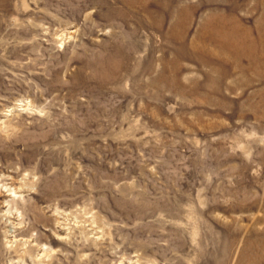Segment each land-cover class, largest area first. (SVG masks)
I'll return each instance as SVG.
<instances>
[{
  "label": "rangeland",
  "instance_id": "374dc122",
  "mask_svg": "<svg viewBox=\"0 0 264 264\" xmlns=\"http://www.w3.org/2000/svg\"><path fill=\"white\" fill-rule=\"evenodd\" d=\"M263 247L264 0H0V264Z\"/></svg>",
  "mask_w": 264,
  "mask_h": 264
},
{
  "label": "bare ground",
  "instance_id": "6f19581e",
  "mask_svg": "<svg viewBox=\"0 0 264 264\" xmlns=\"http://www.w3.org/2000/svg\"><path fill=\"white\" fill-rule=\"evenodd\" d=\"M233 27V26H232ZM244 32V31H243ZM238 33V32H237ZM236 34V33H235ZM261 43H263V42H261ZM243 44V43H242ZM260 44V43H259ZM245 45H247V44H245ZM261 46V45H260ZM242 48V47H241ZM260 48V47H259ZM240 50H242V49H240ZM241 54V53H240ZM256 59V58H255ZM259 232V231H258ZM262 232V231H261ZM260 237V236H259ZM263 238V237H262ZM261 240V239H260ZM260 243V242H259ZM262 246V245H261ZM258 248V247H257ZM264 248V247H263ZM260 249H262V248H260ZM261 258V257H260Z\"/></svg>",
  "mask_w": 264,
  "mask_h": 264
}]
</instances>
